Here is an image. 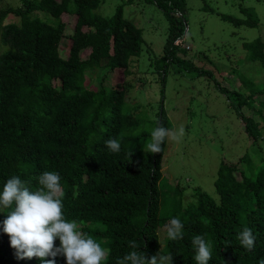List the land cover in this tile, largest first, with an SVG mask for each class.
<instances>
[{"label": "trees", "instance_id": "1", "mask_svg": "<svg viewBox=\"0 0 264 264\" xmlns=\"http://www.w3.org/2000/svg\"><path fill=\"white\" fill-rule=\"evenodd\" d=\"M144 1L155 3L168 21L161 57L165 84L170 64L185 69L190 63L182 53L189 49L184 46L186 2ZM103 2L23 0L21 6L0 10V192L12 176H19L36 190L41 173L58 172L65 218L76 220L77 230L106 250L101 264H116L117 258L133 251L128 246L130 240H135L140 245L138 251L148 258L161 251L173 256L172 264H196L192 239L197 234L212 245L208 264H259L264 258V156L260 164H255L250 153L231 162L223 160L214 181L217 198L195 186L196 200H189L183 186L169 182L163 193L168 138L159 154L145 149L154 128L172 127L164 107L155 121L146 120L130 110L134 102H127L126 94L134 87L131 82L124 79L110 87L105 84L110 71L129 73L131 58L142 51L143 31L125 16L123 5L110 16L97 12ZM242 11L245 19L222 17L237 25L258 26L260 19L253 8L242 7ZM11 15L19 17L18 21L5 23ZM63 38L70 41L67 57L60 55ZM244 46L264 64L261 38ZM86 51L87 57L83 56ZM101 67L108 69L101 73L97 87L90 73ZM219 87L242 119L248 136L255 143L264 141V99H256L260 93ZM110 137L120 141L119 153L106 148ZM238 171L241 178L235 174ZM11 210L0 212V264H43L36 257L17 258L3 232V221ZM173 218L184 224L183 239L171 241L165 235L161 240V229L166 230ZM244 227L256 236L252 251L237 239ZM55 243L59 245L58 238ZM55 259L56 264H66L62 256Z\"/></svg>", "mask_w": 264, "mask_h": 264}, {"label": "rangeland", "instance_id": "2", "mask_svg": "<svg viewBox=\"0 0 264 264\" xmlns=\"http://www.w3.org/2000/svg\"><path fill=\"white\" fill-rule=\"evenodd\" d=\"M185 2L184 46L188 45L189 49L182 53L190 63L185 69L170 64L165 84L162 82L164 60L161 57L168 21L164 12L155 3L144 0H105L96 9L102 15L110 16L117 6L123 5L125 16L142 28L144 37L140 55L130 60L128 75L123 70L110 71L105 84L110 87L124 79L131 82L134 87L126 94L127 102H134L130 110L133 112L134 109L146 120L155 121L164 107L172 127L163 157L161 191L166 192L168 182L172 186L179 183L184 187V197L189 200H196L195 195L193 197L195 186L217 198L214 181L223 160L231 162L250 153L255 164H260L264 156V141L255 143L248 136L242 119L219 87L220 84L243 94L258 91L260 94L256 99H264V64L244 46L245 42L257 38L264 41V0ZM22 4L23 0H0V10ZM242 7L255 10L260 19L258 26L237 25L222 17L226 14L245 19ZM18 19L11 15L5 23ZM69 47L70 41L63 38L60 55L67 57ZM87 55L86 51L83 56ZM192 66L202 70V74ZM101 68L90 73L92 84L97 87L101 73L108 69ZM255 117L260 120L257 115ZM255 170L257 172L258 167ZM235 174L241 178L239 171ZM160 234L164 240L166 230L161 229Z\"/></svg>", "mask_w": 264, "mask_h": 264}, {"label": "clouds", "instance_id": "3", "mask_svg": "<svg viewBox=\"0 0 264 264\" xmlns=\"http://www.w3.org/2000/svg\"><path fill=\"white\" fill-rule=\"evenodd\" d=\"M130 64V62H129ZM130 66V65H129ZM129 69V67H128ZM123 70L124 69H116ZM183 133V127L179 129ZM170 135V130L164 126L154 128L150 142L145 151L159 154L162 145ZM106 148L112 153H119L121 143L115 137L105 142ZM62 177L55 171H44L38 177L40 187L31 190L19 176L7 179L0 192V212L11 208L3 221V232L9 236L10 245L15 249L18 259L40 258L43 264H56V257L62 256L66 264H101L107 252L87 233L78 231L76 220H67L63 213ZM167 237L171 241L183 239L184 224L179 218H173L165 225ZM59 239V245L56 240ZM237 239L248 251L255 248L256 236L249 227H244ZM195 248L196 264H208L212 259V245L203 235H195L192 239ZM133 251L117 258L116 264H172L173 256L162 254L161 251L148 258L146 253L138 251L140 245L135 240L128 241ZM51 257V259H45ZM264 264V258L259 260Z\"/></svg>", "mask_w": 264, "mask_h": 264}]
</instances>
